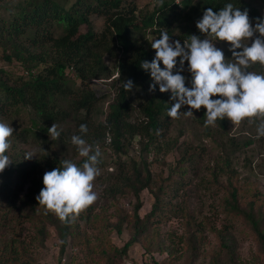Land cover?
Here are the masks:
<instances>
[{
	"label": "trees",
	"instance_id": "16d2710c",
	"mask_svg": "<svg viewBox=\"0 0 264 264\" xmlns=\"http://www.w3.org/2000/svg\"><path fill=\"white\" fill-rule=\"evenodd\" d=\"M226 3L241 10L247 8L253 21L262 18L247 0H159L147 10L138 8L133 0H0L2 59L15 63L20 70L0 66V121H9L21 108L29 117V124L9 138L11 146L6 154L12 164L0 173V264H37L33 253L45 246L50 227H54L60 242L57 264H61L64 255L70 256L69 249L76 243L87 255L82 264H123L130 247L143 239H147L144 254L154 251L171 257L181 249L186 264H195L206 239L205 226L216 238L210 264H243L231 229L236 221L254 235L264 257V214L257 205L259 190L245 185V178H240L229 155L225 153L210 167L209 179L203 177L199 181L223 194L220 204L225 222L217 229L204 222L205 217L197 218L187 200L179 199L192 180L190 174L196 175L202 165L204 147L198 151L196 146L186 144L166 176L150 168L155 162L165 164L170 148L184 144L179 142L180 135L167 136L172 124L167 117L172 104L170 93H160L158 87L149 93L150 74L140 67L141 61L151 62L155 56L151 38L159 37L164 30L171 37L173 23L184 29L175 40L183 43L189 35L199 36L195 24L203 11L209 7L218 11ZM92 16L101 18L100 27L94 26ZM81 25L86 27L83 32ZM106 56L113 60L117 87L106 108L98 112L102 119L96 120L93 113L102 95L92 82L109 77ZM230 56L229 52L227 57ZM128 79L136 86L131 93L123 87ZM195 113L204 125V109ZM70 115L75 116V135L80 134L81 124L87 125L83 138L94 147L109 150L116 165L105 189L106 196L115 203L128 195L135 200L131 213L115 205L114 222L97 212L95 204L73 222H61L54 214H45L35 199L43 187L44 173L62 167L63 160H70L60 151L61 140H53L48 133L53 123H63ZM216 123L226 129V119ZM136 139L140 143L138 156L131 154ZM20 143H38L40 152L25 160L23 156L28 151ZM150 152L152 158L148 159L145 154ZM83 159L77 166L82 165ZM143 190L153 202L140 215ZM175 218L182 222V232L159 236L154 241L159 234L158 225ZM25 224L31 225L33 234L24 232ZM87 228L95 230V235L87 233ZM126 228L130 229V237L122 245L110 241L112 231L120 235ZM103 237L108 241L103 242ZM151 258L153 264H171L165 258L158 260L154 254Z\"/></svg>",
	"mask_w": 264,
	"mask_h": 264
},
{
	"label": "clouds",
	"instance_id": "9594fccd",
	"mask_svg": "<svg viewBox=\"0 0 264 264\" xmlns=\"http://www.w3.org/2000/svg\"><path fill=\"white\" fill-rule=\"evenodd\" d=\"M195 27L200 35H189L183 43L172 40L166 30L151 43L155 56L151 62L141 61L140 66L150 74L148 92L158 87L160 93H170V119H179L181 114L194 116V111L203 108L204 127H215L218 120L224 119L234 126L258 121L257 137H264V73L249 71L255 65L264 67V17L255 18L253 24L247 8L241 10L226 3L218 11L206 8ZM217 42L228 44L230 59L215 46ZM185 71L190 81L182 74ZM123 87L131 93L136 86L128 79ZM185 107L187 110L181 111ZM87 132V125L81 124L80 134L71 137L79 156L84 158L82 165L63 160L62 167L46 171L43 187L35 197L45 214H54L61 222H73L97 199L93 182L100 174L102 152L83 138ZM13 133V127L0 122V173L12 164L6 153ZM48 133L53 140L61 135L55 123ZM33 157V152H25L23 159Z\"/></svg>",
	"mask_w": 264,
	"mask_h": 264
},
{
	"label": "rangeland",
	"instance_id": "374dc122",
	"mask_svg": "<svg viewBox=\"0 0 264 264\" xmlns=\"http://www.w3.org/2000/svg\"><path fill=\"white\" fill-rule=\"evenodd\" d=\"M138 8L142 10H147L153 8L154 4L158 3L159 0H133ZM179 1V0H175ZM255 7L262 17H264V0H247ZM92 23L96 27H100L102 20L100 17L92 16ZM255 21H253V24ZM176 24L172 25V36L171 39L175 38L182 34L184 29H181ZM86 27L84 25L80 26V31H85ZM157 38H151L154 41ZM203 39V38H202ZM216 47L221 48L227 59L229 51L228 44L225 42H217ZM105 61L110 69V75L107 78L94 80L92 86L101 98L98 100L96 107L94 109L93 118L96 120L102 119V114H98L99 111H103L106 108L107 103L114 97L115 90L117 87L116 81V71L113 67V60L108 56L105 57ZM0 66L4 68L19 72V66L15 63H8L2 59V52L0 49ZM187 67V62H185V68ZM249 71H255L257 73H264V67L255 65L249 68ZM190 81V74L184 72ZM183 73V74H184ZM115 77V78H114ZM79 83H77L78 85ZM114 84V86H112ZM140 91L137 93L140 95ZM144 97V96H142ZM187 108H182L181 111H186ZM194 111V116H184L181 114L179 119H172V124L168 131V138H173L177 135H180L179 142H184L180 144L178 148H170V152L164 157V163H152L150 168L153 172H163V175H168L169 168L173 167L175 160L179 157L180 153L183 151V147L186 144H192L196 146V150H200L202 147L205 148V152L201 156V167L197 169V174L192 175L191 182L189 185L184 187V194L179 195V199L187 200V206L189 209L197 215V218L205 217L204 222H208L210 226H215L219 228L225 222L222 213V206L220 204L223 194L217 193L218 191L212 187H206L203 184H199L201 178L209 179L210 167L215 164L217 160H220L225 153L229 155L233 161L234 167L240 172V178H245L246 184L248 187H255L259 190V199L257 200V205L263 211L264 214V138L257 137L256 134V123H248L247 121L242 122L239 126L231 125L230 122L226 119V129H220L219 125L216 123V126H208L207 128L204 125L200 124L196 119V113ZM72 114V113H71ZM137 115V113H135ZM74 115L70 117L63 123L58 124V131L61 135L59 140L62 143L58 142V145L62 146L60 151L62 155H65L66 158L70 159L73 163H77L82 157L79 156L76 146L71 143V137L75 135V121ZM9 124L14 129V133L20 131L22 127H25L29 124V117L27 112L24 109H19L17 114H14L9 121H0ZM208 131V132H207ZM13 133V135H14ZM12 135V136H13ZM251 139L252 143L248 144L247 140ZM64 144V145H62ZM21 147L26 149L28 152L39 153L41 145L37 144H28L20 143ZM134 148L131 150V154L139 155L140 143L136 139L133 143ZM53 149L56 147L51 145ZM102 156L101 162L98 165L100 169V174L97 176L93 182L94 187L93 191L97 194V199L93 203L96 205L97 212L105 214V216L112 222L115 221V205H118L126 212L131 213L132 207L135 202L134 198L131 195L118 198V202L115 203L114 199H110L105 194V189L110 183V175L115 171L116 165L112 161L111 154L109 150L104 147H99ZM173 149V150H171ZM195 150V151H196ZM145 156L148 159L152 158V153H147ZM123 159H126L125 157ZM190 173V172H189ZM187 174V173H186ZM185 174V175H186ZM188 178L185 176V180ZM221 181L224 178H220ZM243 183L242 181H240ZM143 205L139 210L140 215H143L146 211L151 208L153 202L152 196L143 190L140 195ZM232 233L236 239L237 244V253L239 255L240 262L243 264H264V257L259 252L258 241L254 238V235L249 233L248 228H246L242 223L236 221L233 223ZM50 233L45 240V246L43 248L35 249L34 253L37 258V264H57L59 246L60 242L57 237L54 227H50ZM183 230L182 222L180 219H172L167 222L160 223L158 225L157 231L159 232L158 236L154 237V241H157L159 236L165 238L166 235L172 236L179 235ZM24 232L27 235L33 234V228L30 224H25ZM87 233L94 236L96 231L87 228ZM173 233V234H172ZM206 239L200 248V255L196 260L195 264H210V256L213 250L216 248V238L215 234L207 229L205 226ZM152 235V234H151ZM130 237V229L126 228L123 232L118 235L112 231L109 235V239L112 243L117 245H122ZM149 238V237H148ZM101 239V238H100ZM103 242H107V237L101 239ZM147 239H143L134 245H132L128 252V257L124 260L123 264L130 262L132 264H153L152 255H157L158 260L165 258L171 264H186L187 258L185 254H181L182 250L180 249L174 253L171 257L167 256L166 253L158 254L154 252L151 254H144V243ZM166 242H168L166 240ZM81 244L76 243L69 249L71 252L70 256L68 254L64 255V258L61 260V264H64L66 261H70L71 264H82L86 261L87 255L85 249Z\"/></svg>",
	"mask_w": 264,
	"mask_h": 264
},
{
	"label": "water",
	"instance_id": "95a60500",
	"mask_svg": "<svg viewBox=\"0 0 264 264\" xmlns=\"http://www.w3.org/2000/svg\"><path fill=\"white\" fill-rule=\"evenodd\" d=\"M127 264H132V263H130V262H127Z\"/></svg>",
	"mask_w": 264,
	"mask_h": 264
}]
</instances>
